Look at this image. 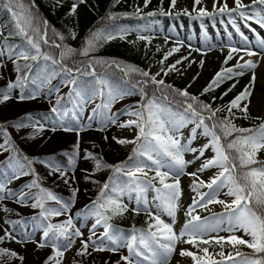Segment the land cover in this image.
<instances>
[{
    "label": "snow or ice",
    "instance_id": "6c2138e0",
    "mask_svg": "<svg viewBox=\"0 0 264 264\" xmlns=\"http://www.w3.org/2000/svg\"><path fill=\"white\" fill-rule=\"evenodd\" d=\"M86 2L73 0L68 14L75 16L79 5ZM114 2L119 4L121 0ZM233 2L234 7H229L228 0H213L209 11L202 6V0H193L192 11L196 13L193 16L188 9L173 11L177 0H170L168 11L161 6L145 13L143 8H147L151 0H143V8L137 5L131 13L110 12L102 20L116 21L130 16L143 19L157 14L187 15L191 19L227 16L244 45L242 48L228 46L223 62L227 65L234 53L243 51L251 57L264 52V37L252 27L254 23L264 29V0H250L247 4L244 0ZM62 3L63 0H55L54 6ZM0 15L7 16L6 21L0 22V69L7 61L15 72L14 79L0 86V105L41 99L49 104L44 113L27 112L12 121L0 122V264H24L26 259L19 251L5 247L7 242H15L21 248L32 244L35 251L49 249L50 254L42 264H63L66 252L77 240L80 247L75 251L72 264H85L83 258L104 252L119 253L115 264H169L177 243L185 236L184 243L194 245L203 253L180 250V255L191 257L194 264H264V160L258 158L264 151V117H256L259 123L252 127H240L235 123L237 119H250L251 97L257 80L254 69L259 60H244L241 56L235 65L222 66L198 96L189 92L191 84L181 89L157 78L171 72L183 74L178 65L188 61L191 67L196 62L189 60L190 51L189 56L165 67L168 58L183 47L182 42L164 54L159 61V71L153 74L150 69L93 55L104 43L117 38L125 40L133 30L137 31L138 40L150 44L152 37L139 34L142 29L105 24L90 29L81 46L75 48L64 41L75 40L77 33L68 29L66 37L57 31L36 11L35 0H0ZM241 23L256 34L260 52L248 47L249 37L241 31ZM188 47L206 54L202 48L192 49L191 44ZM198 63L202 67L204 61ZM98 68L103 71H97ZM113 69L121 73L119 78L109 74ZM245 70H253L249 83L227 104L213 107L217 97H212V102L200 99L226 81L242 76ZM198 76L199 73L192 78L193 82ZM0 79H3L2 72ZM236 83H232L219 99L223 100ZM130 96L140 99L128 109L112 110L117 101ZM219 113L225 114L220 116ZM121 116L131 118L121 120ZM94 124L98 125L95 130L100 132L108 131L110 126L133 130L131 139L111 137L120 145H132L125 161L108 164L102 156L81 149V133L92 130ZM13 131L17 137L23 133L22 139H40L45 143L51 139L45 133H74L76 142L71 151L30 156L19 147ZM103 139L109 137L105 135ZM199 139L205 142L196 145ZM209 151L212 155L206 156ZM188 153L192 154L190 160L185 159ZM80 161L93 162L92 170L83 168L80 171L86 182L97 185V193L95 199L73 211L80 188L72 185ZM197 161L201 163L195 171H185ZM38 167H43L47 176L55 177L68 187L67 199L44 186V177ZM214 168L219 171L207 181L201 178L205 171ZM103 170H111L103 183L93 179L95 172ZM150 172L154 175L150 176ZM185 174L194 178L190 188L196 196L185 212L189 218L177 233L173 225L182 196L180 177ZM25 177L29 179L15 187ZM150 191L154 193L151 200L148 198ZM221 193L231 200L220 199ZM124 197L129 203L124 202ZM9 203L33 211L25 215L9 207ZM210 204H221L224 211L204 217L193 214L197 208L207 210ZM129 210L137 215L144 212L148 216L147 227L133 225L123 229L111 223L113 217ZM162 214L172 222H165ZM60 217L64 219L54 220ZM84 228L89 233L87 236ZM221 232L228 235H220ZM201 244H215L221 251L210 253L209 247L201 248ZM225 245L235 249L246 246L251 252L237 250L235 254H225ZM122 249H126L127 255ZM103 264H111V261L105 260Z\"/></svg>",
    "mask_w": 264,
    "mask_h": 264
},
{
    "label": "rangeland",
    "instance_id": "374dc122",
    "mask_svg": "<svg viewBox=\"0 0 264 264\" xmlns=\"http://www.w3.org/2000/svg\"><path fill=\"white\" fill-rule=\"evenodd\" d=\"M160 5H161V0ZM250 0H244V3H249ZM141 7H143V0H139ZM170 0H163V4L161 5L165 11L169 10ZM213 5V0H202V6H206L207 10L211 11ZM229 7H234L233 0H228ZM160 6V7H161ZM182 9H188L189 12L192 13L193 16L196 15L195 12L192 11L193 9V0H177V6L173 11H181ZM223 20V22H221ZM204 25L202 27L201 25ZM252 27L256 28L257 33H259L260 37H264V29H261L258 25L252 23ZM132 29H142L139 34H143L146 36H151L152 43H155L161 46V56L160 58L152 65L151 72L154 74L159 71L161 65L159 61L162 59L165 53H167L173 46H176L179 43H183V47H181L180 51L174 53L168 60L165 62V67L168 64L175 62L176 60L180 59L183 56H189V52L191 51V55L189 56V60L196 61L195 63L191 64V67L188 66V61H184L178 67L181 69V73L178 72H171L168 77L169 81L173 82L174 79H178L182 81L185 85L191 84V87L194 89H202L208 84V82L213 78L217 71L224 65L223 62L225 57L228 55L229 48L228 46H234L236 48H242L243 42L242 38L235 31L234 28L228 23V17H216V18H203V19H191L187 15H180V16H164L157 14L155 17H147L146 23L144 25L129 27ZM241 31L245 33L249 37L250 43L248 47L256 52H260V49L257 46V36L253 32H251L247 27L241 23ZM132 33L137 34V31L133 30ZM231 33V36H229ZM192 45V49L202 48L206 54H201V52H197L195 50H190L188 45ZM234 58L228 62L225 67L233 66L236 64L237 60L243 56L244 60L252 59L253 61L259 60L258 66L254 69L257 80L254 87V92L251 97V105L250 110L256 113H263L264 112V52H260L259 56H247L243 51L233 54ZM200 60L204 61L203 66L201 67L198 63ZM243 63V61H241ZM253 70H246V79L242 82L237 84V88L239 92L242 91L251 79ZM0 72L3 74V79H0V86H3L8 79H14L15 72L13 70V66L5 61V65ZM199 73L197 79L193 82L192 78ZM163 74L157 77L158 79L164 78ZM55 83V82H54ZM66 91V89H65ZM238 92V93H239ZM140 99L139 96H130L126 97L123 100L117 101L113 105V111H118L123 106H126L130 103H134ZM10 105V106H9ZM4 107V108H3ZM49 104L45 100H36V101H28L24 103H17L15 101H10L4 105H0V118L5 121H12L17 116L23 115L27 112H32L34 115L39 113H44L48 110ZM131 117L128 116H121V120H127ZM98 125L94 124L92 130H87L81 133V149H88L94 152L98 156H102L103 160L108 164H111L121 158H123L127 153L132 149V145H120L111 139L112 136L117 137H127L129 139L133 136L132 129H121L114 126H110L108 131L100 132L95 130ZM11 131V130H10ZM45 135L50 136L46 143L42 142L40 139L29 140V139H22L23 133L21 137H17L16 133L13 131V137L16 139V142L19 146L24 150V152L30 156H46L52 153H59L63 150H72V146L76 142V135L74 133H63L58 132L56 134L52 133H45ZM107 135L109 137L108 140H104L103 137ZM185 135H187V130H185ZM100 136V137H99ZM53 141V142H52ZM203 139H199L195 142L196 145L204 143ZM95 145V147H94ZM210 152V151H209ZM207 153V152H206ZM205 153V154H206ZM212 153L210 152L209 156ZM258 158H264V151L258 154ZM185 159H192V154L188 153L185 155ZM66 163V161H65ZM201 161H197L195 164L189 165L186 168V172L195 171L196 168L199 166ZM88 168L92 170L93 162L88 161H80L76 170V180L73 183V187H79L80 192L78 193L76 203L73 205V211L80 210L85 204H87L97 193V185L93 183L86 182L83 179V173L80 169ZM38 171L41 176L44 177L43 184L44 186L54 190L59 195L63 196L67 199L70 195L69 189L67 186L63 184L62 181L57 180L55 177L47 176V172L43 167H38ZM108 170H103L100 172H95L93 179L103 182ZM219 169H210L205 171L201 178L207 181L214 173L218 172ZM149 175H154L153 172H150ZM27 177L23 178L22 181L17 182L15 187H19L21 183L26 181ZM193 177L188 175H182L180 177L181 181V189H182V196L180 197L179 201V210L176 214L175 224L173 225L174 231L179 233L181 228L183 227L186 219L185 212L190 204H192L193 197L196 196V193L192 191L190 188L191 181ZM171 182V181H168ZM159 186V185H158ZM86 190V191H85ZM206 191V189H204ZM154 195L153 192L148 193L149 200L152 199ZM220 199L224 200H231V197H228L221 193ZM124 202L129 203L127 197H124ZM9 207L17 208L15 204L9 203ZM131 208V205H130ZM22 214L28 215L33 210L28 208H17ZM153 212L156 211L155 208L152 209ZM224 211V206L221 204H210L208 205L207 210L197 208L196 212L193 213L199 214L201 217L210 216L212 213H220ZM132 211L129 210L126 214L122 216H117L114 219L113 224L123 228L129 229L131 228V219L130 213ZM13 219L16 217L13 216ZM147 223H148V216ZM162 219L165 222L171 223L172 220L166 214H162ZM56 219H64V217L54 218ZM91 221H89V224ZM80 226V223L77 222V227ZM87 236L89 233L86 228L82 229ZM102 231V229H99ZM239 235V233H237ZM220 235H228L226 232H221ZM248 238V237H245ZM187 239L185 236L182 240H180L176 245V250L172 254L169 264H194V261L191 257L188 256H181L180 250L187 249L192 251L193 253H197L199 255H203L200 250L192 244L184 243L183 240ZM5 247H10L19 251L21 254L25 255L26 259L24 264H42V261L46 258L48 254H50L49 249H44L40 251L34 250V245L28 244L24 248H21L15 242H7ZM80 247L79 240L76 241V244L73 248L66 252L63 264H72L73 257L75 256V251L77 248ZM200 247H209L210 253H218L221 251V248L215 244L203 245L201 244ZM247 248L246 246H238V249L232 248L229 245H225L223 251L225 254L228 252H235L237 250L242 251L243 249ZM123 254L127 255L126 249L121 250ZM219 258L218 256L216 257ZM76 259H81L77 257ZM85 260V264H103L105 260H110L111 264H115V261L119 259V253H111V252H104V253H93L91 257L83 258ZM28 261V262H27Z\"/></svg>",
    "mask_w": 264,
    "mask_h": 264
},
{
    "label": "trees",
    "instance_id": "16d2710c",
    "mask_svg": "<svg viewBox=\"0 0 264 264\" xmlns=\"http://www.w3.org/2000/svg\"><path fill=\"white\" fill-rule=\"evenodd\" d=\"M25 2H27V0H25ZM72 2L73 0H63L62 5L56 7L54 6L55 0H35L36 11H38L42 17L46 18L57 31L63 33L66 37H67L68 29H73L77 33L75 40L68 38L64 41V43L70 44L72 47L75 48H79L81 46L83 39L89 34L90 29H94L98 26L114 23L117 25H122L127 27H135V26L144 25L146 23L147 17L141 19L134 16L122 17L116 21L102 20V18L107 17L110 12L117 14L133 12L137 5L141 7L139 0H121L119 4H115L114 0H87L85 4L79 5L75 16H71L68 14ZM160 6L161 5L159 0H151V3L147 8H143V7L141 8H143V11L147 13L158 10ZM6 20H7V16L0 15V22H4ZM130 41H134L135 43H130ZM56 42L60 43L58 39ZM158 48L160 49L159 51H157ZM52 51L55 50L53 49ZM161 51H162L161 46L152 42L149 44L146 41L138 40L137 34L131 32L125 40H121L117 38L115 40L104 43L102 47L97 48V50L93 53V55L103 59H116L117 61H120L122 64L125 63L132 64L144 70H149L151 69L152 65L160 58ZM76 59L80 60L84 58L77 57ZM97 71H103V69L98 68ZM237 71H239V69H237ZM109 74L116 78H119L121 75V73L115 69L110 70ZM163 79L166 81L167 84H172L176 88L182 89L187 87V85H185L182 81H179L178 79H174L173 82L169 81L168 76H165ZM245 79H246V70L244 71V74L242 76L236 77L234 80L231 81H226L219 88H216L214 91H210L209 93L201 96L200 99L205 102H212V97H217L216 101L213 103V107L225 105L229 100H231L232 98H234L235 95L238 94L239 89L237 88V84L239 82L244 81ZM237 80L238 83H236ZM232 83H236V87L231 92H229L228 95L223 98V100L219 99L221 94L228 87H230ZM188 90L190 93L198 96L202 91V89L201 90L194 89L192 87L188 88ZM135 102L123 106L118 110L128 109L134 106ZM224 114L225 113H219L218 115L223 116ZM239 115L240 113L237 112V116ZM256 117H264V112L256 113L250 110V119H242V118L237 119L235 120V123L240 127H252L255 124L259 123V121L255 119ZM4 121L5 120L0 118V122H4ZM131 150L123 158L111 164L115 165L121 161H125L129 156V154L131 153ZM259 159L264 160V158H259ZM109 175H111V170L107 171V174L103 182L107 179ZM95 198L96 195L93 197V199ZM146 216L147 215L144 212H141L139 215L131 212L130 213L131 227L135 225L137 228H146L147 227ZM116 217L117 216L112 218L111 223L114 222V219ZM241 252L247 253V252H251V250L245 248ZM233 254H235V252H233Z\"/></svg>",
    "mask_w": 264,
    "mask_h": 264
},
{
    "label": "bare ground",
    "instance_id": "6f19581e",
    "mask_svg": "<svg viewBox=\"0 0 264 264\" xmlns=\"http://www.w3.org/2000/svg\"><path fill=\"white\" fill-rule=\"evenodd\" d=\"M10 106V105H9ZM4 108V107H3ZM100 137V136H99ZM53 142V141H52ZM200 144V143H199ZM210 152H207L205 155L209 156ZM28 262V261H27Z\"/></svg>",
    "mask_w": 264,
    "mask_h": 264
}]
</instances>
